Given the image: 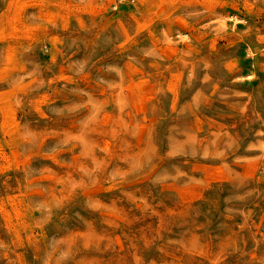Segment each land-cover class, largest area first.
I'll return each instance as SVG.
<instances>
[{
    "label": "rangeland",
    "instance_id": "rangeland-1",
    "mask_svg": "<svg viewBox=\"0 0 264 264\" xmlns=\"http://www.w3.org/2000/svg\"><path fill=\"white\" fill-rule=\"evenodd\" d=\"M0 264H264V0H0Z\"/></svg>",
    "mask_w": 264,
    "mask_h": 264
}]
</instances>
